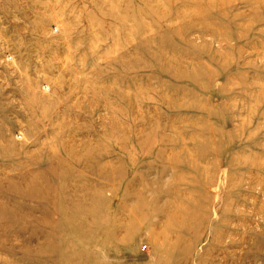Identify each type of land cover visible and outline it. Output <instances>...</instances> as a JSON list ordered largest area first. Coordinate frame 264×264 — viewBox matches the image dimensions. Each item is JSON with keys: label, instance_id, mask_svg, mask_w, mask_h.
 Wrapping results in <instances>:
<instances>
[{"label": "rangeland", "instance_id": "1", "mask_svg": "<svg viewBox=\"0 0 264 264\" xmlns=\"http://www.w3.org/2000/svg\"><path fill=\"white\" fill-rule=\"evenodd\" d=\"M0 264H264V0H0Z\"/></svg>", "mask_w": 264, "mask_h": 264}]
</instances>
